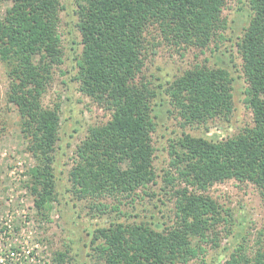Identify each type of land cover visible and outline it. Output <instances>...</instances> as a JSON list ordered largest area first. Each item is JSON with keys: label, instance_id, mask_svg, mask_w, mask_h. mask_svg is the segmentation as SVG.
Here are the masks:
<instances>
[{"label": "trees", "instance_id": "1", "mask_svg": "<svg viewBox=\"0 0 264 264\" xmlns=\"http://www.w3.org/2000/svg\"><path fill=\"white\" fill-rule=\"evenodd\" d=\"M9 3L0 19V60L7 69V101L17 109L26 150L36 160L29 187L39 215L57 200L55 152L60 107L42 98L63 63L60 0H0ZM82 51L76 80L80 91L111 112L90 127L75 151L70 177L80 198L131 195L156 181L153 133L156 88L144 77L148 33L178 47L200 50L225 40L228 0H76ZM248 25L237 43L247 83L245 104L253 123L237 135L215 141L184 133L171 141L168 182L174 184L176 221L159 231L149 225H112L96 231V252L104 264H189L199 242L223 220L219 203L207 195L217 183H252L264 193V0H248ZM249 17V16H248ZM234 78L224 67L197 64L168 83L166 94L183 126L230 120ZM178 181L179 187L175 182ZM264 228L253 255L238 248L225 264H264ZM195 240L198 242L196 243ZM99 241V242H98ZM66 253L55 260L64 264Z\"/></svg>", "mask_w": 264, "mask_h": 264}, {"label": "rangeland", "instance_id": "2", "mask_svg": "<svg viewBox=\"0 0 264 264\" xmlns=\"http://www.w3.org/2000/svg\"><path fill=\"white\" fill-rule=\"evenodd\" d=\"M60 2L63 63L54 69L53 79L42 98L45 108L60 107L54 163L57 200L43 215L34 207V197L27 186L29 170L37 162L26 150L17 109L7 101L9 78L0 60V264H60L55 260L58 252L66 253L64 264H104L93 242L98 229L120 223L146 224L159 231L169 228L176 221L177 189L166 176L171 171V141L184 133L221 141L253 123L252 112L245 104L247 83L237 47L252 13L248 0H228L224 17L229 25L219 50L214 45L203 51L178 47L164 39L154 26L147 37L143 75L158 92L153 101L157 123L153 133L156 181L129 196L78 197L70 177L75 151L86 139L90 127L106 124L111 112L80 91L76 80V65L82 51L77 27L78 6L76 0ZM8 7L9 3L0 1V19ZM197 64L230 71L234 78L235 105L230 120L183 126L176 116L166 94L168 83ZM175 185L179 187L178 181ZM206 194L219 203L223 220L214 233L198 243L202 251L189 264H225L241 247L253 255L259 248L258 239L264 228V193L252 183L229 180L214 184Z\"/></svg>", "mask_w": 264, "mask_h": 264}, {"label": "built area", "instance_id": "3", "mask_svg": "<svg viewBox=\"0 0 264 264\" xmlns=\"http://www.w3.org/2000/svg\"><path fill=\"white\" fill-rule=\"evenodd\" d=\"M11 255H12V257H14V256H15V254H14V253H11ZM7 257H9V255H7Z\"/></svg>", "mask_w": 264, "mask_h": 264}]
</instances>
